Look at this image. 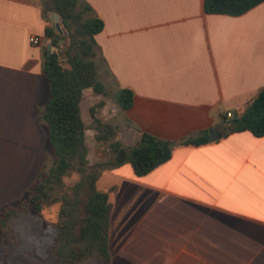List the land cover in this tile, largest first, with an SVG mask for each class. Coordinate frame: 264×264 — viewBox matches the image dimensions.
<instances>
[{"label":"crops","instance_id":"crops-1","mask_svg":"<svg viewBox=\"0 0 264 264\" xmlns=\"http://www.w3.org/2000/svg\"><path fill=\"white\" fill-rule=\"evenodd\" d=\"M86 1L105 23L96 35L99 72L115 91H134L132 107L122 109L86 89L87 125L91 107L104 100L100 115L126 145L143 132L168 140L212 128L222 134L176 145L144 176L129 163L101 175L98 186L112 203L110 264H264V135L224 136L226 119L264 87V2L234 16L206 12L205 0ZM51 21L41 0H0V206L46 160L40 114L49 97L43 60ZM91 139L90 160H107L109 144L93 131Z\"/></svg>","mask_w":264,"mask_h":264},{"label":"trees","instance_id":"trees-1","mask_svg":"<svg viewBox=\"0 0 264 264\" xmlns=\"http://www.w3.org/2000/svg\"><path fill=\"white\" fill-rule=\"evenodd\" d=\"M262 2L264 0H205V10L237 16ZM41 4L48 18L51 13L59 14L63 29L61 34L52 25L45 32L52 45L51 53H46L43 60L49 97L45 111L40 114L46 160L36 179L0 208V227L9 225L20 210L41 213L46 206L57 203L56 234L49 246V252L56 257L55 264H84L93 258L109 264L112 203L108 192L98 186L101 175L129 163L136 176H144L167 162L176 145L198 146L210 142L209 132L203 130L179 140L143 132L134 143L126 145L117 139L118 126L100 115L103 100L91 107L93 120L87 125L81 106L85 90L89 88L96 95H109L99 76L98 59L102 48L96 39L104 29V20L86 0H41ZM113 98L120 108L129 109L134 102V91L120 87ZM226 120L224 136L244 130L263 136L264 87L244 111ZM89 129L97 141L109 144L107 160H90ZM74 175L77 178L68 184L66 178ZM4 238L0 237V242Z\"/></svg>","mask_w":264,"mask_h":264},{"label":"rangeland","instance_id":"rangeland-1","mask_svg":"<svg viewBox=\"0 0 264 264\" xmlns=\"http://www.w3.org/2000/svg\"><path fill=\"white\" fill-rule=\"evenodd\" d=\"M99 76L107 83L106 86L109 92V95L104 96V99L109 103H114L115 87L111 84V80L102 66L100 67ZM91 92L90 90L86 91L85 102L87 103H91L93 100ZM40 132L43 140V132ZM91 137L92 130L89 129L88 140H90V146L92 144ZM48 164L50 165V162ZM76 178V175L68 177L66 182L71 184ZM16 197L17 195L1 205L0 208ZM58 207L57 203L46 206L41 213L31 212L27 209L20 210V213L12 219L9 225L0 227V237H5L4 241L0 242V264H55L56 257L49 252V246L53 243L56 234L54 224L57 221ZM84 264L106 263L98 258H93Z\"/></svg>","mask_w":264,"mask_h":264},{"label":"water","instance_id":"water-1","mask_svg":"<svg viewBox=\"0 0 264 264\" xmlns=\"http://www.w3.org/2000/svg\"><path fill=\"white\" fill-rule=\"evenodd\" d=\"M52 20L54 22V25L57 29V31L59 33H63V29H62V26H61V23H60V16L58 13H53L52 14ZM51 48H52V45L51 43L48 44V50H47V53L50 54L51 53ZM222 134L215 128H212L209 130V138L211 141H214L216 140L217 138H219Z\"/></svg>","mask_w":264,"mask_h":264},{"label":"built area","instance_id":"built-area-1","mask_svg":"<svg viewBox=\"0 0 264 264\" xmlns=\"http://www.w3.org/2000/svg\"><path fill=\"white\" fill-rule=\"evenodd\" d=\"M30 41H31L32 44L39 45L42 42V39L39 36H31L30 37ZM227 116L228 117H232L233 114L231 112H228Z\"/></svg>","mask_w":264,"mask_h":264}]
</instances>
